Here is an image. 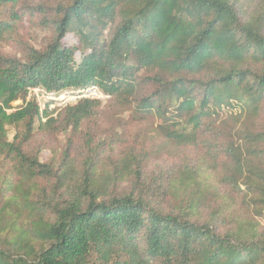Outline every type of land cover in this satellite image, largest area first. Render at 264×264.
<instances>
[{
	"label": "trees",
	"instance_id": "obj_1",
	"mask_svg": "<svg viewBox=\"0 0 264 264\" xmlns=\"http://www.w3.org/2000/svg\"><path fill=\"white\" fill-rule=\"evenodd\" d=\"M25 19L41 48L21 43ZM15 44L0 264H264V0H0V46ZM91 85L110 98L54 117L26 101ZM36 136L65 138L59 163Z\"/></svg>",
	"mask_w": 264,
	"mask_h": 264
},
{
	"label": "rangeland",
	"instance_id": "obj_2",
	"mask_svg": "<svg viewBox=\"0 0 264 264\" xmlns=\"http://www.w3.org/2000/svg\"><path fill=\"white\" fill-rule=\"evenodd\" d=\"M56 0H50L51 3H55ZM19 36L21 38V43H25L29 46H32L36 49L41 48L43 46V44L48 41L49 39V34L48 32H45L44 30H42L40 27H38L36 25V21L34 22H30L29 20L25 19V21L22 23L20 29H19ZM74 39L71 36H67L66 38L63 39V43L67 44V45H72L74 43ZM21 45L19 44H15V45H10V46H0V51L2 53H5L7 55H16L17 57L21 56L20 53V49H21ZM21 104V101H17L13 104L14 107L19 106ZM56 111H54V113L52 114L54 117ZM58 112V111H57ZM100 113L103 116L102 122L106 123L107 125H109V119H107V114H109V116L111 115V112L109 110H104L101 109ZM50 117V116H49ZM43 121H46V119H43ZM128 125H132V123L127 121ZM112 125H115V123L113 122ZM133 130H127L125 129V134L127 135V133H131ZM12 135L9 136V138H11ZM65 138H63L62 136H58L55 138V142L46 138V137H40V136H36L34 141L32 142V144L34 145L35 149H38L40 147H42L43 149H41V153H40V161L41 162H48L50 159L53 158L54 156V149L57 150V155H56V163H59L60 160L62 159V151L65 148ZM161 164V159L158 161H155L154 164Z\"/></svg>",
	"mask_w": 264,
	"mask_h": 264
},
{
	"label": "built area",
	"instance_id": "obj_3",
	"mask_svg": "<svg viewBox=\"0 0 264 264\" xmlns=\"http://www.w3.org/2000/svg\"><path fill=\"white\" fill-rule=\"evenodd\" d=\"M33 98L38 106L39 112L46 110L52 114L60 111L62 108L73 105L79 100L107 101L110 96L101 91L97 86L91 85L74 91H65L61 93L48 92L41 88H30L26 96V101Z\"/></svg>",
	"mask_w": 264,
	"mask_h": 264
}]
</instances>
